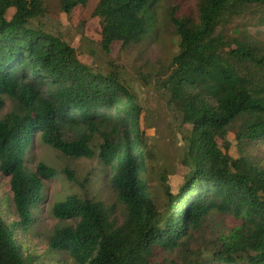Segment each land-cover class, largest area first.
I'll use <instances>...</instances> for the list:
<instances>
[{
  "label": "trees",
  "instance_id": "obj_1",
  "mask_svg": "<svg viewBox=\"0 0 264 264\" xmlns=\"http://www.w3.org/2000/svg\"><path fill=\"white\" fill-rule=\"evenodd\" d=\"M157 2L96 0L90 17L98 19L100 48L140 43ZM48 3L0 0V111L5 100L13 108L0 116V173L9 178L15 217L8 223L0 212V264H35L17 231L35 223L44 180L57 174L43 163L28 169L36 133L69 159H92L97 152L103 181L122 208L119 222L113 205L94 198L69 195L53 204L58 224L48 249L66 256L54 264H264V50L235 23L257 14L263 25L264 0H196L194 16H170L177 52L160 85L191 133L177 193L162 180L163 213L148 186L150 154L136 98L116 72H94L72 47L33 26L50 15ZM87 4L58 0L55 10L72 19ZM229 133L238 158L228 153ZM97 136L102 142L93 145ZM63 172L76 181L72 171ZM215 215L238 224L214 237ZM201 234L209 244L198 248L193 242Z\"/></svg>",
  "mask_w": 264,
  "mask_h": 264
},
{
  "label": "rangeland",
  "instance_id": "obj_2",
  "mask_svg": "<svg viewBox=\"0 0 264 264\" xmlns=\"http://www.w3.org/2000/svg\"><path fill=\"white\" fill-rule=\"evenodd\" d=\"M96 0H88L86 12H76L69 19L55 9L58 0H49L50 15L39 17L33 26H40L43 31L58 37L75 51L77 59L94 72L103 76H113L117 73L120 81L130 90L141 108L140 130L144 134L148 160L147 181L153 198L154 208L163 213L168 202L163 195L164 184L168 185L171 194H176L183 183L186 174L184 149L191 133L190 123H183L181 116L169 103L168 93L161 87V79L165 77L163 68L177 52V37L174 34L170 16L181 18L196 14V0H158L153 10V20L150 29L143 40L122 48L119 42L113 43L107 52L99 46V24L97 18H91ZM82 9H77L80 11ZM14 9H8L6 18L9 20ZM258 15H248L238 20V32L248 35L259 43L264 50V24L260 25ZM81 20H85L82 24ZM232 28L226 30L231 36ZM156 74V76H154ZM178 106V103L175 104ZM8 100L4 101L0 116L12 111ZM121 137V135L119 136ZM230 144L229 155L238 158L236 142L232 133L227 135ZM97 136L93 145L101 143ZM260 155V154H258ZM261 156V155H260ZM43 163L57 171L51 180H44L43 199L38 204L36 221L26 233L17 231L16 238L23 243L24 251L30 255L35 264H54L56 259L64 260L65 253L57 254L48 249V237L58 221L53 218V204L64 200L69 195L78 198H94L101 200L106 206H112L114 215L120 217L121 205L115 200L114 194L103 181V173L98 162L97 152L92 159H69L58 151L46 146L36 133L32 147L27 153V167ZM72 171L76 181H69L63 170ZM88 178L87 181H83ZM9 178L0 173V212L7 222L15 220L9 190ZM212 234L238 224L231 217L215 215ZM209 229V228H208ZM211 229V228H210ZM208 236V235H207ZM208 239L204 234L194 239L193 245L198 248L207 246ZM54 259L53 261H51Z\"/></svg>",
  "mask_w": 264,
  "mask_h": 264
}]
</instances>
